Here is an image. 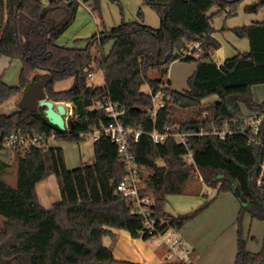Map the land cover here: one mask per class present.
Segmentation results:
<instances>
[{"label": "trees", "instance_id": "1", "mask_svg": "<svg viewBox=\"0 0 264 264\" xmlns=\"http://www.w3.org/2000/svg\"><path fill=\"white\" fill-rule=\"evenodd\" d=\"M98 10V0H86ZM246 0H144L160 18L159 29L138 19L104 29L87 40L85 48H68L58 40L74 23L80 2L77 0H0V57L20 61L22 69L17 86L0 77V106L21 98L37 74L51 76L46 86L47 99L55 104L69 103L71 127L60 131L44 115L19 111L0 116V154L6 139L14 132L31 135L55 134L60 141L81 143L80 135L101 125L115 122L99 104L111 102L125 111L118 122L143 133L131 141V153L140 168V196H152V217L157 233L148 235L132 205L116 194L126 170L118 146L102 136L94 143L95 163L70 170L61 148L28 149L15 153L16 187L1 179L11 165L0 159V264H135L117 261L104 239L112 230L127 232L144 241L170 229L180 231L212 203L186 215L165 211L167 196L184 194V185L199 172L214 171L223 177L205 179L217 195L233 193L244 202L238 224V253L235 264H264V241L260 250L250 252L244 237V220L264 222V184L257 185L258 165L264 150L250 146L246 138L231 136L226 141L193 137L188 149L195 165L185 161L187 148L175 139L155 144L151 135L177 129L185 135L209 132L225 123L242 121L241 105L252 114L264 113V104L254 102L252 88L264 85V23L236 29L233 33L248 40L250 52L217 66L210 52L221 44L214 39L216 29L211 15L214 8L237 16ZM258 9L264 8L260 0ZM188 43H199L203 55L182 62L196 64L188 79V90L169 88V70L178 62L174 55ZM112 44L105 55L103 49ZM102 72L106 84L93 86L89 75ZM157 72L158 77H151ZM70 83L68 88L57 86ZM147 86L151 92L144 93ZM161 94L164 106L152 114L153 96ZM217 97L216 103L205 101ZM249 116V115H248ZM264 138V125L262 127ZM55 176L61 200L51 209L41 206L38 184ZM166 264H188L185 261Z\"/></svg>", "mask_w": 264, "mask_h": 264}, {"label": "crops", "instance_id": "2", "mask_svg": "<svg viewBox=\"0 0 264 264\" xmlns=\"http://www.w3.org/2000/svg\"><path fill=\"white\" fill-rule=\"evenodd\" d=\"M48 1L46 0L45 3L47 4ZM259 2L260 0H246L240 6L237 16L233 18H228L226 13H219L216 8L212 10L211 15L218 16L214 20L216 34L213 37L221 44L219 50H212L209 54L210 60L214 64L221 66L228 60L250 52L249 41L238 38L233 31L250 27L257 23H264V8H257ZM218 19L220 21L217 26V22L215 23V21ZM159 23V21L153 19L152 22L144 23V25L153 29H159ZM226 36L229 37L228 39L232 43L230 46L227 42L223 41V38ZM78 39L74 38V41ZM58 45L68 48H78L76 44L73 46H68V44ZM111 48L112 44L104 54L108 55ZM196 68V64L182 61L172 64L168 75L169 88L179 92L188 90L187 81L195 73ZM98 73H93V79L89 81H95ZM105 84L106 81L103 75V80L100 84H93V86H104ZM211 99H213L212 103L218 101L216 97H212ZM16 104L17 98H14L1 105L0 116H10L18 112L19 108L17 109ZM63 104L66 107L69 105V103ZM52 148H61L58 141L52 143ZM94 163L95 156L92 162H82L76 169L91 166ZM210 191L211 189L207 188L206 192L199 189L197 191L185 192L184 194L169 195L167 196L165 211L173 216L189 214L201 208L208 201L205 199L210 196ZM37 194L41 206L45 209H51L58 203L61 200V194L56 177L51 176L46 181L38 184ZM243 202L238 195L233 193H223L218 195L217 198L215 197L210 207L173 235L176 236V246L180 248V251H177L172 246L153 247L149 243L150 240L144 241L142 238L133 239L127 232L119 230H112L111 236L104 239V244L112 250L117 261H127L135 264H166L177 261H185L188 264H235L238 253L237 219ZM248 223H250L249 228H247ZM253 225L254 221L249 216H246L244 220V234L246 233V237L248 235L247 247L250 252L256 253L260 250V247L249 249L248 244L250 240V230L248 231V229L253 227Z\"/></svg>", "mask_w": 264, "mask_h": 264}, {"label": "built area", "instance_id": "3", "mask_svg": "<svg viewBox=\"0 0 264 264\" xmlns=\"http://www.w3.org/2000/svg\"><path fill=\"white\" fill-rule=\"evenodd\" d=\"M79 1V0H78ZM174 55L179 57L178 61H183L190 57L199 59L203 52L199 43H188L180 52H175ZM220 66V65H219ZM89 80L93 79V75H89ZM151 94V92L149 91ZM154 107L152 114L155 116L157 111L164 106L161 99V94L152 97ZM96 109L103 110L108 118L115 123L109 126L101 125L100 127L84 132L80 135L82 140L98 141L103 135L110 138V140L118 146L120 161L125 166L126 176L124 180L117 186L116 194L124 199H127L132 205V214L141 218L144 229L148 235H155L157 233L156 221L152 217L154 206V198L152 196H140V168L136 163L134 155L131 153V141L138 142L143 135L142 131L137 128L123 127L118 119L125 115V111L121 110L117 104L108 102L104 105L99 104ZM73 116L71 104L67 107L66 121L70 122ZM264 125V113H256L242 118V121H234L232 124L225 123L222 128H213L209 132H200L198 134L185 135L177 129H167L164 134L157 132L152 133L151 137L155 144H164L169 139H175L178 143L187 148L185 161L188 165H195L193 159V152L188 149V141L193 137H197L200 141L207 139H218L223 142L228 137L237 135L247 139L250 146L264 150V138L262 134V127ZM58 141V137L53 133L51 135H31L25 134L22 131L12 133L5 141L2 147L1 155L9 160L15 156L17 151H25L28 149L49 150L52 148V143ZM195 173H199L195 169ZM264 184V158L260 160L258 165V180L257 185ZM177 231L170 229L165 234H158L155 237H160L163 241L170 242L169 237L174 235ZM154 237V238H155ZM167 239V240H166ZM160 244V242H157Z\"/></svg>", "mask_w": 264, "mask_h": 264}, {"label": "rangeland", "instance_id": "4", "mask_svg": "<svg viewBox=\"0 0 264 264\" xmlns=\"http://www.w3.org/2000/svg\"><path fill=\"white\" fill-rule=\"evenodd\" d=\"M44 2L46 0H43ZM78 1V0H77ZM80 6L77 12L76 19L72 26L66 31V33L58 40V44L63 45H75L78 48H85L87 40H89L93 35L102 31L104 29H111L115 26L120 25L122 22H129L138 19V15L142 12L143 15V23L152 22L153 19L155 21L160 22V18L157 13L149 6L144 4V0H98V10H93L90 3H87L86 0H79ZM218 17V16H217ZM215 16L214 20L217 18ZM233 18V17H232ZM220 19L216 20L217 26L219 24ZM160 24V23H159ZM220 28V27H219ZM222 34V33H221ZM74 38H79L74 41ZM226 36L223 38V41L227 42L230 46L232 43ZM111 44H108L103 52L106 53ZM22 69V64L20 61H10L8 58L0 57V77H2L3 81L9 86H17L19 84V77ZM3 72H5L3 74ZM151 77H158L157 72H152ZM103 80V73L99 72L95 81L90 82L91 85H98ZM70 83H64L57 86L58 88L65 89L68 88ZM144 93H149V88L145 86L143 88ZM252 95L254 102L257 105L264 104V85H257L252 88ZM17 98V109L20 107L19 102L21 98ZM14 99V98H13ZM11 99V100H13ZM216 99H218L216 97ZM213 99H209L206 101L207 104H211ZM242 112L245 116L251 114V112L244 106L241 105ZM94 143L93 140H83L81 143H70L66 141L58 140L59 147L63 148L65 153L66 164L71 169L78 168L82 162L89 163L94 160ZM13 157L12 159L5 158V156L0 154V159L8 162L11 167L7 169L3 177L1 179L5 181L8 185L12 187H16L17 184V175H16V167L15 161ZM194 178L192 181H189L184 185L185 192L197 191L202 189L203 192H206L208 188L205 184V179H214L217 177H223L221 173L214 171H205L194 173ZM210 196L207 199L208 202H213L215 197L217 198V191L211 189ZM213 195V196H212ZM210 207V206H209ZM263 222L254 221L253 227L248 229L250 230V240L248 242L249 249L257 248L262 246L264 239V224ZM247 228H249L250 223L247 224ZM246 232V230H245ZM176 236H171L169 239L170 242L163 241L160 237H155L149 241L150 245L153 247H162V246H172L180 251V248L176 246L175 242ZM245 239L247 240L248 235L246 237V233L244 234ZM167 240V239H166ZM160 242L158 244L157 242Z\"/></svg>", "mask_w": 264, "mask_h": 264}, {"label": "water", "instance_id": "5", "mask_svg": "<svg viewBox=\"0 0 264 264\" xmlns=\"http://www.w3.org/2000/svg\"><path fill=\"white\" fill-rule=\"evenodd\" d=\"M50 81V75H35L22 95L19 106L28 112L44 115L51 125L64 132L71 127V123L66 121L67 107L63 103L55 104L47 99L45 89Z\"/></svg>", "mask_w": 264, "mask_h": 264}]
</instances>
